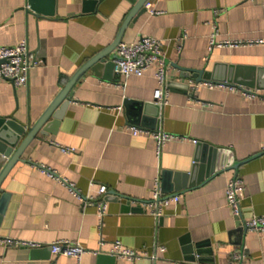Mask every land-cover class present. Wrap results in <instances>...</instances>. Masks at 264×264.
Returning <instances> with one entry per match:
<instances>
[{"label": "crops", "instance_id": "obj_1", "mask_svg": "<svg viewBox=\"0 0 264 264\" xmlns=\"http://www.w3.org/2000/svg\"><path fill=\"white\" fill-rule=\"evenodd\" d=\"M153 2L160 13L144 6L123 40L146 35L162 42L167 102L161 105L154 97L158 62L141 76L126 78L104 64L115 61V48L107 62L89 68L74 85L58 123L50 118L49 134H38L2 184L9 197L0 211V238L40 246L0 242V264H230L235 253L240 264H264V236L239 227L226 199L230 179L239 176L245 187L242 220L264 215V42L257 43L264 41V0ZM55 8V15L45 16L31 10L27 0H0V45L26 39L42 60L31 70L28 85L0 78V117L13 115L26 127L80 67L112 44L133 2L100 0L84 11L83 0H57ZM213 35L241 44L211 46ZM216 67L237 74L241 82L231 83L258 95L197 83L194 72L182 69ZM252 79L253 86L245 84ZM140 118L143 124L133 122ZM132 125L177 137L158 154L156 139L133 135ZM201 143L218 148V165L221 158L242 163L237 169L223 166L176 192L179 200L164 202L156 217L151 212L155 180L162 185L165 172L191 173L196 158H207L199 151ZM59 178L93 197L107 187L104 217ZM179 183L187 185L188 178ZM58 240L78 242L88 252L80 260L55 255L50 245ZM117 241L144 255L118 258L111 253ZM195 243L205 244L190 252Z\"/></svg>", "mask_w": 264, "mask_h": 264}, {"label": "built area", "instance_id": "obj_2", "mask_svg": "<svg viewBox=\"0 0 264 264\" xmlns=\"http://www.w3.org/2000/svg\"><path fill=\"white\" fill-rule=\"evenodd\" d=\"M153 0H149L145 4V8L151 14H158L160 11L153 7ZM263 40H258L257 43H263ZM241 44L240 41L225 40L217 41L215 35L212 36L211 46H233ZM118 57L115 59V70L124 77L131 75L141 76L148 68L152 67L156 62L159 67L156 72L158 87L154 91V97L157 103L165 104L167 102L168 93L166 91L167 84V68L163 58V44L156 38L142 35L133 41L122 40L117 47ZM42 60L38 58L30 49L26 39L21 40L12 45H0V78L11 80L16 86L28 85L31 70L40 65ZM209 87L228 86L231 89H238L248 97H256L257 91L251 88L244 87L238 84L228 82H205ZM130 132L133 135H146L153 137L157 141V152H161L163 145L170 139L177 137L175 134L163 131H151L139 127L138 125L130 126ZM66 152H74V147H61ZM70 186L71 193L79 198L83 205H96L99 217L102 219L107 212V202L105 196L107 194V187L101 186L99 188V195L93 197L91 195H84L72 183L67 182L66 179L59 178ZM153 198L151 201V212L156 217L161 215V205L171 199L178 201L180 196L178 194L168 196L162 190L160 178H157L154 183ZM244 181L239 176H234L230 179L226 189L227 204L236 217L241 215V200L244 196ZM243 226L249 230L260 232L264 236V215H255L249 220H243ZM0 242L7 245H25L31 247H38L40 244L30 241H15L10 238H0ZM51 252L55 255L72 256L81 259L84 253L88 250L80 245L78 242L69 240H58L50 245ZM111 253L121 259H137L144 254L138 253L135 249L124 246L120 242H115ZM240 254H234V260L230 264H240ZM171 264H183L182 261H174Z\"/></svg>", "mask_w": 264, "mask_h": 264}, {"label": "water", "instance_id": "obj_3", "mask_svg": "<svg viewBox=\"0 0 264 264\" xmlns=\"http://www.w3.org/2000/svg\"><path fill=\"white\" fill-rule=\"evenodd\" d=\"M56 1L57 0H27V4L30 9L35 11L39 15L45 16H53L56 12ZM100 0H83V10L88 11L91 10L93 6H95ZM133 2V8L128 13L123 25L121 26L116 39L112 42L110 46L101 52L97 53L91 59H89L82 67H80L74 75L71 77L66 86L59 92V94L55 97V99L50 103V105L45 109V111L41 114L39 119L33 124L26 127V125L16 119L13 115L9 117H0V211L4 212L7 199L9 197V193L5 192L2 188V184L6 177L8 176L11 169L15 166V164L24 160L22 157L25 150L32 143V141L38 137V134L48 135L50 128L48 123L50 122V118L52 117L54 125L58 123L60 120L62 113L69 102V99L73 96V87L77 83V81L85 74V72L89 68L96 69L101 66L102 63L107 62L106 56L117 47L118 43L123 40L125 31L127 27L131 24V22L135 19L137 15H139L142 11H144V6L149 0H131ZM111 55V54H110ZM118 55H111V58L115 60ZM106 64L107 67L114 66L115 61H108ZM231 67L230 69H232ZM185 71L194 72V77L197 83L200 82H218L219 81H227L231 82H241L238 79V75L232 74V71H226L220 73L219 69L214 68L212 71H206L205 69H191V68H182ZM224 71V70H223ZM185 75V74H184ZM187 76V75H186ZM169 84V82H167ZM245 84L249 86H253V79L250 82H246ZM157 109H160L161 106L159 104L155 105ZM156 115V113H155ZM136 123H144L142 119L133 120ZM200 152H207L206 160L204 158L195 160V165L191 173L182 174V173H174L169 171L165 172V181L162 183V190L164 193L173 192V195L176 192H180L181 190L187 188V186H193L197 183H200L204 180L205 176L209 177L216 172H218L223 166H232L237 169L242 162L232 163L231 161L227 162L220 159V163L218 165V148L209 146L207 144H200L199 146ZM219 153V154H218ZM221 157V156H220ZM204 170V175L202 172ZM172 175V177H171ZM204 176V177H203ZM181 177L188 178V184L183 185L179 183ZM171 181H169V179ZM174 181V182H173ZM185 184V182H183ZM238 225L242 227L243 220L241 216L238 217ZM205 243H195L190 244L187 248L190 252L195 250V247H202ZM199 252V251H197Z\"/></svg>", "mask_w": 264, "mask_h": 264}]
</instances>
